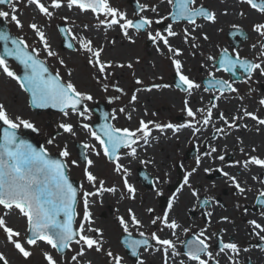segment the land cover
I'll return each mask as SVG.
<instances>
[{
  "label": "snow or ice",
  "instance_id": "snow-or-ice-1",
  "mask_svg": "<svg viewBox=\"0 0 264 264\" xmlns=\"http://www.w3.org/2000/svg\"><path fill=\"white\" fill-rule=\"evenodd\" d=\"M19 2L20 0H0V6L7 5L10 9H0V19H10L17 28L22 29L23 23L18 16ZM27 3L34 6V10L40 15L47 18H53L56 10L64 7L69 10L75 8L80 13L90 11L98 19L100 25H106L109 28L118 26L123 37L131 43H135V40L129 34V30H135L137 33L143 31L146 33L147 39L156 45L158 52L163 51L161 48L162 44L163 49L170 53L168 59L177 77L175 88L186 93L189 97L202 88L201 83H197L184 73V65L180 58L183 54L182 50L173 47L169 42V37L178 35L173 30V24H169L163 33L161 31H152L153 23H160L168 17H171L174 22H186L190 28L186 27L183 30L184 42L190 44L194 49L197 48L199 45L194 43V41L198 37L193 35V32L201 28L198 20L213 24L217 21L216 12L198 3V0H166L168 5L173 6V10L168 12V16H160L156 20L145 15L147 12L158 14V8L148 3H137L136 19H129L125 12L112 7L110 0H27ZM243 3L264 16V0H243ZM241 14L243 15V13ZM100 17L103 18L101 19ZM61 19L64 21L65 26H59L58 30L68 38L69 42L66 43V47L87 55V62L96 70L95 78L98 81L101 78L107 80L112 75L108 71L109 68L114 66L125 67L123 64L114 65L110 60H103L101 54L104 48L102 46H94L91 38L86 35H79L73 27L67 26L69 23L74 24V21L69 22L67 16ZM28 27L38 38L42 49L29 45L23 37H13L7 31H0V42H3V55H0V72L14 80L20 89L30 94V103L34 107L46 108L51 106L58 108L64 117H69L70 113H73L84 120L89 119L87 115L89 109L86 106H81L84 101H90L93 97L90 94L78 91L71 80L63 82L59 73L56 75L49 73L45 62L40 59L41 50L46 53L47 57H57L58 53L52 50L48 37L39 24L31 23ZM83 27L88 29L89 25L84 24ZM233 27L236 28L237 26L233 25ZM253 31L260 38L258 44H252L253 49L259 48L258 55L253 59H248L241 57L240 52L236 49H233L232 54H229L228 50L224 49L219 55V67L215 68L216 71L223 70L233 76L244 77L245 83L251 81L254 74L258 73L260 76H264V22L254 24ZM232 34L234 36L242 35L239 32ZM202 38L205 41L209 39L207 34H203ZM71 41H75V43ZM111 43L114 44L115 41L113 40ZM6 57H10L18 61L20 65H23L24 73L22 76L10 67ZM206 61L215 62L217 57L208 55ZM59 63L64 64V60L60 59ZM126 66L131 68L132 64L129 63ZM213 67H215V64H213ZM69 76H71V73H69ZM207 76L210 79L206 81L207 86L203 87V91L215 92L218 95L213 96L210 107L197 108L195 110L189 106L190 101L185 99L184 110L187 116L191 118L188 123L181 125L161 124L153 120L145 121L141 119L139 127L135 129L118 128L111 124H104L99 129L102 135L92 130L88 123H81L80 127L86 130L98 142V145L83 143L84 149L87 150L83 155L82 161L84 163V177L95 188V191H83V218L79 221L78 227L75 226L77 215L75 206L78 201V189L70 182L67 169L69 161L72 166H79L81 161L71 159L67 144L59 152V156L66 159H53L49 157L45 147L37 149L27 140L21 139L18 135V130L21 128L31 129L33 132L39 131V129L30 120L23 119L21 116L13 118L9 115L6 106L0 104V208L3 209V214L0 215V230L6 236L8 244L26 261L33 255L30 249L39 247L40 242H43L59 254H64L66 250L75 251V254L71 256V261L73 264H82L87 251L104 252L103 229L94 226L89 198L101 195L104 192L115 193L117 191L115 187H105V181L98 179L92 172L94 161L90 158L91 154L96 156L103 154L104 157L114 163V171L122 176L123 187L126 189L127 197L135 200L137 189L128 181L129 169L119 163L121 159L120 152L122 149H126L124 156L138 159L137 147L141 141L145 145L149 143L153 128L162 133L166 129L177 133L181 128H189L192 130L193 136H195L201 131V127L207 128L212 125L215 133L226 135V129L240 127L241 125L238 121L245 117L251 118L260 126H264V118L244 108L243 116L234 115L230 119L223 112L219 113L218 119L222 122L223 127H215L213 125V109L217 108L215 100H218L225 93H237L238 89L234 86L235 81L229 82V80L216 78L213 71H208ZM136 83L142 84L143 82L137 79ZM103 87L107 90L108 85L104 84ZM162 87L168 88L170 85L154 83L150 87L145 88V90L152 91ZM116 91L122 92L123 90L116 88ZM116 98L118 99L119 97ZM137 99V95L133 93L130 103L137 101ZM259 105L264 108V97L259 100ZM119 111L124 113L125 109L120 108ZM198 115L200 119H197ZM131 118V114H128V119L131 120ZM112 119H115L114 115ZM192 121H195V125ZM244 127H247V125H244ZM59 128L72 137L77 135L71 122H61ZM256 130L260 131L259 128ZM239 139L237 137L238 141ZM53 142L51 139L48 140V144ZM240 151L244 153L243 148ZM252 151L255 152L256 149L253 148ZM217 152L216 146L209 145L208 151L195 157L196 166L185 172L180 188H177L176 193H173L168 200V209L164 211L162 216H156L150 220L151 225L161 226L157 231H152L150 236L141 230L144 225L131 207L127 210V216H116L119 227L127 237L123 240V244L131 251V255L136 257V264H146V261L140 255V251H138L140 249L146 253L150 251L162 253V264H177L178 257V264H220V260L214 256L211 250L212 238L217 234L213 233L212 236H209L207 228L192 233L189 239L180 240L179 243L184 247L183 252L178 250L176 241L164 239L158 235V232L169 229L171 230V236H177V230L181 228V225L176 219L171 218L170 215L176 194L187 187L191 195L199 199V193L193 188L190 178L198 173L205 158L218 159L224 162L225 155H215ZM245 155L247 159L243 162H232L229 167L242 163L244 169H248L250 165L264 169V158L248 155L247 153ZM139 162L145 165L153 163L151 160H140ZM203 171L205 173L219 172L240 195L251 191L250 188L245 186L244 181L237 175L225 171L223 167L215 169L205 167ZM145 179H148V177H145ZM251 179L264 185V179H260L258 176H252ZM159 182L160 179L157 178L153 183V187L155 188ZM97 184L99 187H97ZM156 195L159 196L161 193L157 191ZM121 198H124L123 195ZM257 202L260 205H264V190L259 191ZM202 203L208 205L209 201L204 200ZM146 211L152 213L154 209L147 208ZM13 213L18 214L19 217L25 220L26 228L24 234L9 226L8 218ZM206 215L211 217L212 213L209 212ZM260 215L261 218H264V210L261 211ZM221 219L227 221L228 217H222ZM248 224L251 226L252 234L258 237L259 240L264 241V224L255 219L249 220ZM131 229L136 230L140 239L132 238ZM183 232L188 234L191 229L183 228ZM150 241H154L155 245ZM218 248L219 252L217 255L223 254L230 264H239L236 257L239 255L241 248L237 243L232 241L225 242L223 238H218ZM243 251H248V249L245 248ZM104 254L107 256L109 264H122L123 257L119 254H114L111 250ZM41 255L45 264H60V260L51 251L42 250ZM0 264H9L4 252H0ZM65 264H68L66 259ZM83 264H91V261H84Z\"/></svg>",
  "mask_w": 264,
  "mask_h": 264
},
{
  "label": "rangeland",
  "instance_id": "rangeland-1",
  "mask_svg": "<svg viewBox=\"0 0 264 264\" xmlns=\"http://www.w3.org/2000/svg\"><path fill=\"white\" fill-rule=\"evenodd\" d=\"M134 1L141 4L148 3L150 5H155L156 7L160 6L158 14L155 13L156 17L152 16L150 12L145 13V15L149 16L153 20H156L158 16L160 17L163 14L165 16L170 9V5L166 3V0H110V4L112 7H116L119 10L125 12L129 19H134L137 17L134 9H132L134 7V4H132ZM200 1L202 0H198V2ZM204 1L206 2V0ZM221 1L222 3L219 4V7L223 8L228 1ZM237 4L239 5L240 12L245 14V12L248 10V6L246 4L244 5L242 3V0H238ZM18 7V16L23 23V28L26 29L27 32L31 33L30 35L34 39L35 43L38 44L39 40L34 35L33 31L28 27L31 23H37L42 27V30L45 31L46 36L48 37L52 50L58 53L57 57H47L46 53H44L43 51L41 53L42 56L46 58L50 66L54 68L53 71L59 73L63 82L71 80L78 91L90 94L93 97V99L90 101H84L85 106L89 109V112L87 113L89 119L87 120H84L82 117L73 113H70L69 117H64L61 112L47 113L42 111L40 113H36L34 110L29 108L26 94L21 91L18 86H16V83H12V79H6L3 75L0 74V104H4L6 106L9 115L13 118L15 116H21L23 119L30 120L32 123H34L36 128L39 129V131L33 132L34 139L43 143L44 147L51 154L59 155L60 150L64 147L65 144H67L68 149L71 153V159L79 160L77 150H75L76 143L91 144V141L89 139H92L91 135L82 127H80V125L83 122L88 123L91 127H93V123L96 121V117H94L95 115L92 112V108L97 101L106 103L108 108H110V110L112 111V116H115V127H127L129 129H135L139 127V121L141 119L145 121L153 120L161 124L171 123L174 125H181L188 123L189 121H191V118L187 116L186 111L184 110L185 99H188L190 101L189 106L192 107L193 110H195L197 108L210 107L213 96L218 95V93L215 92H204L203 87L200 90L195 91L190 97L187 96L186 93L181 92L179 89L176 90V88H174L172 84L174 81V69L171 65L170 60L168 59V57H164V55L161 53H158L161 54V58L159 57V55H155L156 45H154V43H152V45L146 43V33L140 34L135 30L130 29L129 34L133 36L135 43H131L127 39H125L124 41H115V43L113 44L110 40L115 37V35H122L119 27L112 26L111 28H109L106 25H100L98 19L91 12L80 13L75 8L69 10L64 7L60 10H56L53 18H47L35 11L34 6L29 5L27 3V0H20V2L18 3ZM0 9L10 10L8 6H0ZM249 14V23H247V21L245 20V16L241 17L240 20L241 25H250V27L248 28V34L250 37L249 46L250 57L253 59L258 55L259 48L253 49L252 44H258L260 42V38L253 31V25L259 23L260 20V22H264V16L260 15L251 8ZM64 16H67L69 18V22L74 21V24L69 23L67 26H72L75 32L79 35H86V32L90 33L86 36L93 40L94 46H102L104 48V51L101 54L103 60H110L114 63L120 62L118 64L125 65V67H123L121 70L114 69V67L109 68V72H123L122 70H124L123 73H125L126 76H120L116 78V81H114V75L112 74L109 77L112 79L108 78L107 80H104L103 78H101L98 81L95 78L96 70L88 64L86 54L73 51L71 49L68 50L64 48L62 49L61 47L58 48L60 39L58 38V34H56L55 30L57 24H64V21L61 19ZM259 16H261V19L258 18ZM100 18L102 19L103 17ZM3 21L14 25V23H12L10 19H3ZM84 24L89 25V28L84 29ZM177 28L178 33L180 30V33L184 35V29L182 27ZM78 30L81 31L79 32ZM152 31L155 32L156 30ZM107 35L108 38L106 40H98L99 37H106ZM199 38L200 37L198 36V39L196 40V44L199 45L197 48L194 49L189 44V52L188 54H185L188 62L184 65L185 74L188 75L191 79H194L197 83H201V79H203L202 77L207 76L208 71H213L215 77H218V73L214 69L206 68L207 64L202 57L204 51H206L209 55L213 53L209 51L210 48H208L212 47L210 44L212 42V38H210V40H207V42H209V44H207V47L204 43H202L200 46ZM217 38L219 39V41H221V38L219 36H217ZM73 43H75V41H73ZM120 43L127 44V47H123L121 49ZM107 44L110 45L108 46ZM244 44L247 45L248 42H245ZM180 58L181 60L183 59L182 57ZM60 59L64 60V64L59 63ZM129 63L132 64L131 68H128L126 66ZM137 67L138 69L136 70ZM69 73H71V76H69ZM255 75L256 74H254L252 80L248 83H245L243 80L242 82H239L241 84H236V87L238 86L237 93H225L218 100H215L217 108L213 109V125H217V127H223L222 122L218 119L219 113H224L226 111L230 112L227 114L228 118L230 119L231 115L233 114L243 116L244 108H246L248 111L255 112L259 117L264 118V108L259 105V100L264 97V78H262L258 73L256 76ZM131 78L133 79V81L140 79L143 83L137 84V86L133 87L131 84ZM154 83L161 85L168 84L170 85V87H162L160 89H153L152 91L145 90V88L150 87L151 84ZM104 84L108 85L107 90L104 89ZM247 85L249 86L248 89H246ZM116 88H120L123 91H116ZM138 89L139 91H137ZM133 93L138 96L140 102L137 103L139 104V107L135 108V118H131V120H129L128 115H125V112L121 113L119 109L123 107L126 99L131 98V95ZM116 97L119 98L117 99ZM241 97H243V99H241ZM227 108L230 109L227 110ZM197 119H200L199 115L197 116ZM61 122H71L74 125V128L77 127L79 129L77 135L75 137H72L69 134L64 133L63 130L59 128V124ZM192 122L195 125V121ZM238 123L241 125L240 127L226 129V135H219L216 133V136H214L215 138L213 137V135H215V131L214 129L210 130L212 126L210 125L209 127H207V135L201 141L195 140V138H198L200 135L197 133L195 136H193L192 130L189 128H181L177 133H173V131L170 129H166L162 133L159 130L153 128L152 135L155 136L154 138H156L155 140L158 142L157 144L149 145V147L152 146L153 148L151 157H154V160L158 159L165 166H163L164 168H161L162 172H160L159 174V172L153 170V167H148L145 164H142L144 166L143 168L146 169L147 172L152 173V175L154 176L153 178L160 179V185L156 184L155 188L152 189L140 188L139 186H136V188L138 187V196L135 200H131L127 197L126 189H124L122 183L120 184V180H118V178L114 174V165H108L103 154H101L100 156L91 154L90 158L94 162L95 159L97 162H99L98 167L97 165H94L92 167V172L98 177V179L105 181V187H115L117 191L115 193L104 192L101 195L94 196L93 199L92 197H90V212L92 214L94 226L103 229L104 252L97 253L91 250L87 251L82 262L92 260V264H109V260L104 253L108 250H111L114 254H119L123 257L122 264H135V262H129L128 260H126L121 254L123 251L120 245L119 238L123 231L119 227L117 220H114L116 219V217L112 216L109 207H118L121 202H123V204H126L127 201L125 200H130L131 202L133 201L132 208L144 225L141 230L150 236V233L152 231H157V229L161 227L160 225H151L150 220L155 218L156 216H162L164 211L166 210V206L161 205L160 203L161 196H164V198L166 197L169 200L172 197L173 193H176V189L180 188L183 181L176 189H169L164 186L174 184L175 181H177L178 168H182L181 177L183 178L186 171H190L191 168L195 167V157L197 155H201L205 151H208L210 143H215L214 146H216L217 149H220L217 146L220 140H224V143H228L230 145V148L227 149L228 151L221 153L225 155L224 162L216 159L214 163V160L212 158H208L207 161V164L214 163L216 164V166L220 164L219 167H223L225 170L232 168L229 167V164H231L232 162H243L245 159H247L245 153H247L248 155H256L264 158V126L258 125L255 121L248 117L239 120ZM244 125H247V127H244ZM239 128L241 129L242 133L237 134L239 135L240 139L236 142L240 143V141L247 140V144L244 145V153L240 151L241 148L244 149V146H242L243 144L237 146L236 143L233 142L234 136L232 135V130H236ZM257 128H259L261 131L258 132L256 130ZM204 129L206 128L201 127V130ZM258 136L261 137L260 141L263 142V145H261V142L256 141ZM50 139L54 141L52 144H48V140ZM145 146L146 145L141 141L139 146L141 148L138 147V150H141L142 152L146 151ZM260 146L263 147L260 148ZM191 147L196 148V154L190 157L187 155V151ZM253 148L256 149L255 152L252 151ZM235 150L237 152H234ZM126 151L127 150H124L122 153ZM240 153L241 155L236 157L235 159L234 154L239 155ZM215 155H220V153L217 152ZM100 163L103 164V166H101ZM129 163L132 162L131 159L127 157V161L123 165L129 169V175L132 176L135 169L133 170V166ZM129 165L131 166L129 167ZM134 165L137 168L139 167L138 163ZM240 166L243 167L242 163L240 164ZM249 167L251 177L258 176L260 179H264V169H261L255 165H250ZM216 168H218V166ZM68 170L70 174L69 176L74 178L77 182H80V184H87V188L84 185L81 187L82 192L80 193V202H78L79 206L76 221V226L78 227L79 221L83 218V191L94 192L95 188L90 185L84 177V164L80 162L79 166H72L69 161ZM77 171L79 173V177H75L78 175ZM220 176L221 174L216 171H213L211 173L204 172L203 174L198 175V178L200 179L196 181L190 180L193 188H195L199 193V199L193 197L187 187L182 189L186 194L188 193L187 197H185L186 199H188V207L182 205V194H179L180 201H178V209L180 211L182 208H184L186 212L184 213V216L180 215V220H178V223L182 227V229H178L179 235L183 239L185 236L183 228L189 227L191 229V234L196 232L195 230L205 228H207V234L209 236H212L213 233L217 232V235L212 238V251L213 246L217 244L215 243V241L217 242L216 237L218 236L219 238H223L225 242L232 241L237 243L241 248V251L247 248L248 255L243 259L241 256H237L236 259L239 261V264H250L249 257L257 256L259 254H262V252L264 253V250L262 249V246H264V241L259 240V238L256 236L250 237L251 232H249L248 230L250 226L248 224L249 220L255 219L258 222H260V219L264 220V218H261L260 215L263 209L259 210L260 207L253 205L255 204L254 201L257 199L259 191L264 190L260 189V187H263L264 185L261 186L258 181H254L250 177V183L245 186L250 188L251 191L246 192L244 195H240L231 186V184H229L230 187H227V185L225 184L223 185L224 182L219 180ZM218 183H221L222 185L216 188L215 186L211 187L213 186V184L218 185ZM97 187H99L98 184ZM157 191H159L161 195L157 196ZM216 191L218 195H216L217 198L215 199L212 194H214V192ZM120 194L123 195V199L120 197ZM202 197H205L209 201V204L205 206L203 210L205 214L213 211V208L215 207L217 211H219L218 214H215L217 215L215 217L219 218L220 222H217L216 220H214V222L211 221L213 220V218L209 216L205 217L206 221H202L200 211L198 209L199 200ZM153 198L157 199L153 200ZM104 202L108 203L107 207L104 206ZM175 202L176 199L174 203ZM147 208H152L154 209V211L152 213H148L146 211ZM187 211L190 217L194 218L197 215L199 219H196V221L198 222L192 224L193 219H191L192 221L191 223H189V215L185 216L187 214ZM2 214L3 209L0 208V215ZM125 214H127V211H125ZM222 217H228V220L224 221L221 219ZM171 218H176L174 213L171 214ZM202 222L205 223V225ZM219 223H222V227L218 225ZM8 224L9 226H12L14 229L19 230L22 232V234H24L26 222L23 218L19 217L18 214L13 213L8 218ZM209 229H211L213 233H210ZM223 229L230 232V237L226 239L223 237V231H221ZM167 231L168 229H164V231L158 232V235H160L161 238L169 239L167 238ZM221 232L222 234H220ZM132 233H134V236L138 235L136 230H132ZM151 242L153 245H155L154 241ZM40 246H42L41 249H38L37 247H32L30 249L33 252V255L26 261L13 249L10 244H8L6 236L3 234L2 230H0V252L5 253L6 257L9 260V264H45V261L43 260V257L41 255L42 250L51 251L52 254L60 260V264H65V259L67 260L68 264H73V262L71 261V256L75 254V251L67 250L64 255H59L54 250H52L50 246H47L44 243H40ZM251 249H253L254 251H250ZM261 249L263 251H261ZM76 250H78V248H76ZM148 253H151V255L149 257L145 256L143 258L146 261V264H148V261L151 264H162V253L152 251ZM213 254L217 259L220 260V264H230V262L224 257L223 254L217 255V253L215 252H213ZM263 255H261L262 257L260 258H263ZM88 256H90V259L87 258Z\"/></svg>",
  "mask_w": 264,
  "mask_h": 264
},
{
  "label": "flooded vegetation",
  "instance_id": "flooded-vegetation-1",
  "mask_svg": "<svg viewBox=\"0 0 264 264\" xmlns=\"http://www.w3.org/2000/svg\"><path fill=\"white\" fill-rule=\"evenodd\" d=\"M225 1H228V0H225ZM230 1H233L232 4L235 5V7L233 8V10L236 11V12H232V14H231V15L234 16L233 20L236 19V22H233V23H229V22L226 23L225 21L220 20V17L224 13H226V6L223 7V8H220L219 7V4L222 3L221 0H206V2L204 0H202V1L198 2L200 4L205 5L208 9L214 10L216 12V15H217V21H216V23L213 24V23L205 22L203 20H198V23L200 22L199 24H201V28L198 31L193 32V35H195L197 37L199 36L200 37L199 38V40H200V46H201L202 43H204L206 45V47H207V44H209V42L203 40V38H202L203 34H207L208 37H209V40H210V38H212V42L210 43L212 47H208V48H210L209 51L213 52L211 55L217 57V61L219 59V55H220L221 51L224 50V49H227L229 54H232L233 49H236V50H238L240 52L241 57L248 58V59H252L250 57V46H249L250 45V37H249V34H248V28L250 27V25L243 26V25H241V20H240L241 17H244L245 16V20L247 21V23L250 22V16H249L250 15L249 14L250 13V7L247 5L248 6V10L245 12V14L242 15L241 12H240V8L238 7V4H237L238 3V0H230ZM169 11H171V8L169 9ZM168 12L166 13L165 16H168ZM162 16H164V14ZM154 17H156V15H154ZM258 18L261 19V16H259ZM157 19H159V16L157 17ZM233 20H231V21H233ZM60 24H57L55 32H56V34H58V38L60 39L59 40V43H58L59 44V47L58 48L61 47L63 49L62 35L60 34V32L58 30ZM169 24H173V23L170 22V19L169 18L164 19L160 23H153V29L152 30H156V31L160 30L163 33L165 31V29L168 27ZM233 25H235L237 27L234 28ZM3 27L6 29L5 31L9 32V34L11 36H13V37H23V38L26 39V42L29 45L34 46V47H37L38 49H42V46L40 45V43L36 44L35 41H34V39L30 35L31 33L30 32H27L26 29H24V28L19 29V28H17L15 26V24L14 25H11L10 23H7V22H5L3 24V22H0V31H4L2 29ZM177 27H182L183 29L186 28V27H189L190 28V26L186 22L174 23L173 24V30L174 31L176 30L175 32H178V28ZM240 29L245 31L244 39H242L240 36H234L232 34L234 32H239L240 33ZM139 33L140 34H144L145 32L141 31ZM177 34L178 35L180 34L181 36H183L180 33V30H179V33H177ZM217 36H219L221 38V41H219V39L217 38ZM145 40L147 41L146 42L147 44L152 45L153 42L151 40H149V39H145ZM222 41L224 42V44H223ZM169 42H170V44L172 46L174 45L172 43V39L170 37H169ZM245 42H248V44L247 45L244 44ZM195 43H196V41H195ZM185 44L186 45L184 46V48L189 52V49H188L189 48V44L188 43H185ZM155 48H156V46H155ZM161 48L163 50L162 52H158L155 49L156 50V52H155L156 54L155 55L156 56L159 55L160 58H161V54H163L164 57H168L170 54L166 53V49H163V45L162 44H161ZM41 53H42V50H41ZM41 53H40V59H42L43 61H45L46 64L49 66V68L53 71L54 68L52 66H50V64L48 63V61L46 60V58L44 56H42ZM158 53H161V54H158ZM0 55H3V42H0ZM208 55L209 54H207V56ZM181 57L183 58L182 59L183 60V65H185L186 62H185L184 59H186L187 57L185 56V54H183ZM6 59H8L10 67L19 74L20 73V67L14 62V60L12 58H9V57H7ZM204 60H205V62L207 64V66L210 65V67H211L210 69H214L215 70V68L218 67L217 66V61H215V62H208V61H206V58H204ZM187 62H188V59H187ZM213 64H215V67H213ZM54 72H56V71H54ZM216 72L218 73V78L219 79L229 80V82H233L235 80V77L232 74L228 73V72H224L223 70L216 71ZM56 73H58V72H56ZM174 73H175V71H173V79L175 81V78L174 77H175V74L176 73L175 74ZM184 73H185V70H184ZM0 74L3 75L6 79L9 78L6 75H4L2 72H0ZM261 77L264 78L263 76H261ZM202 78H203V79H201L202 87H206L207 84H206V80L205 79L208 78V76H203ZM240 78H242V81L244 80V77H240ZM174 81L172 83L173 86L175 85L174 84ZM12 83H16V82L14 80H12ZM236 84L238 85V84H241V83H239V81L236 80L235 83H234V86L235 87H236ZM16 86L19 87V85L17 83H16ZM174 88H175V86H174ZM236 88H238V86ZM248 88H249V86L247 85V88L246 89H248ZM19 89H20V87H19ZM20 90L23 91L22 89H20ZM176 90H177V88H176ZM108 111H109V114H110V117H111L112 125L114 126L115 125V119H112V111L110 110V108L108 109ZM154 137L155 136H153V135L150 136V138H149V145L150 144H155V142H158V141H155L156 138H154ZM139 146H140V143H139ZM138 147H137V153H138V155L147 154V153H150V155L152 154L153 148H150V149L142 152L141 150L140 151L138 150L141 147H139V148ZM120 154H122V151L120 152ZM105 161L110 166L111 165L113 166V164H114L113 162L109 161L106 157H105ZM119 163H121V159H120ZM136 163L139 164V167L138 168L134 165ZM132 166H133V170L135 169V171H134V173H133L132 176H130V175L128 176V180L133 184V186L135 188H136V186H139L140 188H146V189H152V188H154L153 187V183L156 181V179L153 178L154 176L152 175V173L151 172H147L146 169L143 168L144 166L140 162H138L137 159H134L133 160ZM113 167H115V166H113ZM142 171H145L146 175L150 178V184L147 183V179H144L143 178V175L141 174ZM77 173H78V171H77ZM114 174L118 178V180H120V184L123 183L122 176L120 174H117L116 172ZM75 177H79V173ZM220 178H221V176L219 177V179ZM225 182H226L225 185H227V187H230V185H229L230 183L227 182V181H225ZM78 183H79V191L78 192H79V202H80V198H81V194L80 193L82 192L81 186L84 185L87 188V184H85V183L84 184H80V182H78ZM158 185H160V183H158ZM164 187L169 188V189H172L171 188L172 187L171 184L170 185H165ZM136 189H137V191H136V197H137L138 196V187ZM121 196L122 195L120 194V197ZM82 198H83V196H82ZM155 199H157V198H153V200H155ZM165 199L168 202V198L165 197ZM204 200H207V199L205 197L200 198L199 204H198V206H199L198 209L200 210V216H201L203 222H204V220L206 221L205 217L207 216L205 214V212L203 211L204 208H205V206H207V205H204V204L202 205V201H204ZM90 201H91V198H90ZM254 202H255V204H253L254 206L260 207V209H263L264 210V205H260L259 203H256V200ZM211 221H213V220H211ZM216 221L217 222H220L219 221V218ZM189 223H191V221ZM203 224L205 225V223H203ZM194 229H196V228H194ZM132 230H135V229H132ZM199 230H201V229H199ZM199 230H195V231L197 232ZM215 233H217V232H215ZM220 234H222V232ZM125 235L126 234L122 233L121 236H120V238H119L120 245H121V248H122V251H123V252L121 251L122 252L121 254L124 256V258L126 260H128L129 262L130 261L131 262H135V264H136V257H133L130 254H128L127 248L124 246L123 243H121L122 242L121 239ZM186 235L188 236V234H186ZM189 235H192V234L189 233ZM133 236H134V233H133ZM136 236H138V235H136ZM136 236H134V237H136ZM187 236H185V237H187ZM218 238L219 237L217 236L216 237L217 242L215 241V243H217V244H215L213 246V252H215V253H218L219 252L218 251L219 250L218 249ZM178 250H180L181 252H183L180 246H179ZM141 257L143 258V254L141 255ZM258 262L261 263V261H259V260H258ZM253 263L256 264L257 262H254L250 258V264H253ZM177 264H178V262H177Z\"/></svg>",
  "mask_w": 264,
  "mask_h": 264
},
{
  "label": "bare ground",
  "instance_id": "bare-ground-1",
  "mask_svg": "<svg viewBox=\"0 0 264 264\" xmlns=\"http://www.w3.org/2000/svg\"><path fill=\"white\" fill-rule=\"evenodd\" d=\"M233 3V1H230V0H228V2L226 3V13H224L221 17H220V20H222V21H225L226 23H233V22H236V19H234L233 20V18H234V16L233 15H231L232 14V12H236V11H234L233 10V8L235 7V5H233L232 4ZM166 6V5H165ZM239 7V6H238ZM158 8V12H159V10H160V6H158L157 7ZM224 11V10H223ZM150 14L152 15V16H154L155 15V13H151L150 12ZM231 20H233V21H231ZM200 23V22H199ZM79 32L81 31V30H78ZM176 31V30H175ZM86 35H88V34H90V33H88V32H86L85 33ZM213 34V33H212ZM214 35V34H213ZM183 37L184 36H181L180 34L179 35H177V36H175V37H173L172 38V43L174 44L173 46L174 47H176V48H180L181 50H182V53L183 54H188V51L184 48V46L186 45L185 44V42H184V39H183ZM94 38H95V36H94ZM108 38V35L106 36V37H99L98 38V40L100 39V40H102V41H104V40H106ZM124 41L125 40V38L123 37V35H115V37H113L110 41ZM194 43H195V41H194ZM108 46L110 45V44H107ZM127 44H122V43H120V47H121V49L123 48V47H127L126 46ZM108 49V48H107ZM207 52L206 51H204V53L202 54V57L203 58H206L207 57V54H206ZM182 54V55H183ZM185 60V62L187 63V59H184ZM118 63H120V62H117V63H114L113 62V64L114 65H116V64H118ZM206 68L207 69H210L211 67H210V65H208V66H206ZM114 69H117V70H121L122 68H120V67H115L114 66ZM138 69V67L136 68V70ZM123 72H124V70H122ZM123 72H121V71H118V72H111L113 75H114V81H116V78H118V77H120V76H126V74L125 73H123ZM109 79H112V78H109ZM132 79V78H131ZM112 80V81H113ZM131 84H132V86L134 87V86H137V83H136V81H133V79L131 80ZM140 86V85H139ZM138 97V96H137ZM224 100V99H223ZM222 100V101H223ZM130 101H131V98L130 99H126L125 100V102H124V105H125V107H124V105H123V107L122 108H124L125 109V115H128V114H131V117L134 119L135 118V116H136V111H133V109H135V108H138L139 107V104H137V103H139L140 102V99L138 98L137 99V101H135V102H131L130 103ZM225 101V100H224ZM216 109V108H215ZM230 108H227V110H229ZM136 110V109H135ZM214 111H216V110H214ZM225 113V116L228 114V113H230V112H228V111H226V112H224ZM124 115V116H125ZM232 116H234V114L233 115H231V117ZM214 117V116H213ZM226 117H228V115L226 116ZM215 127H217V125H214ZM251 126V125H250ZM75 129V131L76 132H79V129L77 128V127H75L74 128ZM77 129V130H76ZM211 129H214V127L213 126H211V128H210V130ZM233 132H232V135L234 136L233 137V142H235L236 143V145L237 146H239L240 144H243L242 146H244L245 144H247V140H243V141H240V143L239 142H236L237 141V137H239V135H237L238 133L240 134V133H242L241 132V129L239 128V129H236V130H232ZM261 131V130H260ZM260 131H258V132H260ZM207 132H208V128H206V129H204V130H201L198 134L200 135L198 138H195V140L196 141H201L202 139H204L205 138V136L207 135ZM240 138V137H239ZM91 142V144H95L94 142H93V140L92 139H89ZM172 140H174V139H172ZM261 140V137L260 136H258L257 137V139H256V141H258V142H261L260 141ZM156 141V140H155ZM253 141V140H252ZM252 141H250V142H252ZM225 141L224 140H220L218 143V147L220 148V149H222V150H220V149H218V152L221 154L222 152H225V151H228L227 149L228 148H230V145L228 144V143H224ZM155 144H157V142H155ZM209 145H215V143H210ZM257 145H259V144H257ZM261 145H263V142H261ZM263 146H260V148H262ZM149 148H152V146H150L149 147V143L145 146V149L146 150H148ZM244 151H245V146H244ZM234 152H237L236 150L234 151ZM235 155V159H236V157H238V156H240L241 155V153L239 154V155H237V154H234ZM152 155H150V153H147V154H141V155H138V159H137V161L139 162L140 160H151V161H153V163H151V164H148V165H146V166H148V167H153V170H155V171H157V172H159V174H160V172H162V170H161V168H164L163 166H165V165H163L162 163H161V161H159L158 159H155L154 160V157H151ZM126 159V160H125ZM123 161H122V163H124L125 164V162L127 161V158H125ZM207 161H208V158H206V159H203V163H202V166H201V168L199 169V171H198V173L197 174H195L193 177H191L190 178V180H193V181H196V180H198V179H200V178H198V175H200V174H203L204 173V171H203V168H205V167H212L213 169H215L217 166H218V168H220L219 167V165H217L216 166V164H214L215 163V160H214V163H211V164H207ZM158 163H161V164H158ZM98 164H99V162H97L96 161V159H95V162H94V165H97V167H98ZM207 164V165H206ZM100 165L101 166H103V164H101L100 163ZM96 168V167H95ZM225 170V169H224ZM225 171H228V172H230V173H232V174H234V175H237L242 181H244V183H245V185L247 186L249 183H250V177H251V172H250V167L248 168V169H244L243 167H241L240 165H236V166H233L231 169H227V170H225ZM219 180H221L222 182H224L223 183V185L224 184H226V178H224V177H222L221 176V178L219 179ZM215 185V188L216 187H220L222 184L221 183H218V185L217 184H214ZM255 186H257V185H255ZM261 186H263V185H261ZM211 187H213V186H211ZM260 189H264V186L263 187H260ZM205 191V190H204ZM179 194H182V200H183V206H186V207H188V203H187V200L188 199H186L185 197H187V194L183 191V190H181L179 193H177L176 195H177V197H176V202L174 203V206H173V209L171 210V212H170V215L171 214H173L174 213V215L176 216V218H173V219H176L177 220V222H179L178 220H180V215H183L184 216V213H186L185 212V209L184 208H182L180 211H179V205H178V201H180V199H179V197H180V195ZM216 195H218L217 194V191L216 192H214V194H212V196H214V198L216 199L217 198V196ZM230 195H231V193H230ZM92 199H93V197H92ZM136 199V198H135ZM104 200V199H103ZM132 200V199H131ZM125 201H127V203L126 204H123V202H121V204H119V206L118 207H109V209H110V212L112 213V216L113 217H116V216H127V214H125V211H127L128 210V208H132V204H133V201L131 202L130 200H125ZM93 202V201H92ZM108 203H106V202H104V206L105 207H107L108 205H107ZM131 205V206H130ZM133 209V208H132ZM167 209H168V207H167ZM166 209V210H167ZM134 210V209H133ZM259 210H260V208H259ZM189 211V210H188ZM188 211H187V214L185 215V216H187V215H189L188 214ZM210 213H212V215H211V218H213V222H214V220H217L218 218H216L215 216H217V215H215V214H218L219 213V211H217V209L214 207L213 208V211H210ZM191 219H193V221L191 220ZM196 219H199L198 218V216L196 215V217H190V215H189V218H188V222H190V221H192V224H195V222H198V221H196ZM114 220H116V219H114ZM260 221V223H262V224H264V220L263 219H260L259 220ZM149 225V224H148ZM218 225H220L221 227H222V223H219ZM198 228H202V227H198ZM180 229H182V227L180 228ZM210 230V233L212 232L213 233V231L211 230V229H209ZM249 232H251V234H250V237H255V235H253L252 234V231H251V226H249ZM167 233V238H169V239H173L174 241H176L177 242V244L179 243V241L180 240H182V238H181V236L179 235V230H177V236H175V237H173V236H171V230H169L168 229V231L166 232ZM182 235V234H181ZM223 237L226 239V238H228V237H230V232L228 231V230H224L223 229ZM109 238V237H108ZM38 249H41L42 248V246H39V247H37ZM140 251V254L142 255L143 254V258L145 257V256H147V257H149L150 255H151V253H146V252H143V250H139ZM250 251H254L253 249H251ZM262 254H264V253H262ZM262 254H259V255H257V256H251V257H249V258H251L254 262H257L256 264H264V262H263V260H264V257L263 258H259V257H262L261 255ZM153 255V254H152ZM248 255V251H241V253L238 255V257L239 256H241L242 257V259L243 258H245L246 256ZM88 259H90V256H88L87 257ZM258 260L259 261H261V263H259L258 262ZM179 261V257L177 258V262ZM91 262L93 263V261L91 260ZM91 263V264H92ZM148 263L149 264H151L149 261H148ZM82 264H83V262H82ZM253 264H255V263H253Z\"/></svg>",
  "mask_w": 264,
  "mask_h": 264
},
{
  "label": "water",
  "instance_id": "water-1",
  "mask_svg": "<svg viewBox=\"0 0 264 264\" xmlns=\"http://www.w3.org/2000/svg\"><path fill=\"white\" fill-rule=\"evenodd\" d=\"M29 97H30V94H29ZM30 100H31V97L29 98ZM30 106H31V108L32 109H36L37 111H41V110H47V111H59V109L58 108H53V107H51V106H49V107H46V108H37V107H34L31 103H30ZM83 106V105H82ZM81 106V107H82ZM98 117H99V119H100V123H99V125L98 126H96L95 128H97L98 129V132H99V129H100V127L102 126V125H104V124H108V123H106V121H105V119H106V113H104V111H101L100 113H98ZM25 133L27 132V131H25V130H23ZM30 132V131H29ZM31 133V132H30ZM98 134H101L100 132L98 133ZM102 135V134H101ZM21 139H24V140H27L30 144H32L34 147H36L37 149H39L40 147H42L41 146V144L40 143H38V142H36V141H33L32 139H30V138H28L27 136H24V137H20ZM49 157L50 158H53V159H60L59 157H57V156H51V155H49ZM70 180V179H69ZM70 182L73 184V186L74 187H76V185H75V183L72 181V180H70ZM77 188V187H76Z\"/></svg>",
  "mask_w": 264,
  "mask_h": 264
}]
</instances>
